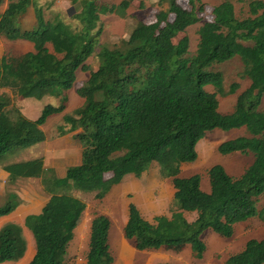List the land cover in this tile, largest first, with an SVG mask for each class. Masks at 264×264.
I'll return each mask as SVG.
<instances>
[{"label":"trees","instance_id":"trees-1","mask_svg":"<svg viewBox=\"0 0 264 264\" xmlns=\"http://www.w3.org/2000/svg\"><path fill=\"white\" fill-rule=\"evenodd\" d=\"M70 1L81 6L75 15L77 27L58 16L46 22L37 0H10L0 14V37L33 45L24 55L8 53L0 58V159L8 152L45 142L53 148L42 128L61 114L57 137L70 136L81 148L80 163L67 167L60 178L53 168H45L42 155L4 167L8 184L38 179L49 196L39 214L24 220L35 244V254L27 264H66L86 210L74 193L95 194L97 200H103L126 176L140 178L153 164L175 190L171 216H157L150 222L133 203L128 205L122 233L137 251L178 254L189 247L193 257L201 260L206 251L205 232L227 240L237 224L253 219L264 224V111H260L264 0L250 1L249 16L242 20L225 0L213 8L210 21H203L202 0H159L166 8L155 20L138 21L128 38L113 47L100 44L101 17L125 18L133 0L117 5ZM31 9L37 25L32 30L28 25L32 27L33 21L24 28ZM198 23H202L198 43L191 54L186 32ZM94 56L97 64L91 66L87 62ZM231 60L239 62L238 77L250 85L238 95L232 113L221 114L217 95L236 94L239 85L232 84L226 92L223 76L215 68ZM79 72L88 73L76 89L82 104L70 114L64 113L65 93L74 87ZM46 96L59 99L60 105H46L34 120L15 104L19 99L40 101ZM242 129L245 137L225 141L217 148L223 156L252 157L240 176L233 177L221 165H214L207 172L208 191L202 189L200 175L180 177L182 165L197 160L196 147L209 133ZM6 197L7 202L0 205V218L20 205L15 193ZM185 213L195 214V219L190 222ZM110 227L104 215L91 221L85 264L115 263ZM21 231L19 226L0 230V264L23 258L26 243ZM224 264H264V239L247 241Z\"/></svg>","mask_w":264,"mask_h":264},{"label":"rangeland","instance_id":"rangeland-1","mask_svg":"<svg viewBox=\"0 0 264 264\" xmlns=\"http://www.w3.org/2000/svg\"><path fill=\"white\" fill-rule=\"evenodd\" d=\"M10 0H0V14L6 9L7 3ZM122 0H97L98 5H117ZM225 0H202L205 4V14L203 21L212 20V10ZM234 6V12L237 19L242 20L249 16L248 4L252 0H229ZM37 4L44 9V19L46 21L53 20L56 16L65 24L77 27L78 23L75 19L81 11L79 3L73 4L70 0H37ZM185 7L190 8L186 3ZM166 6L161 7L159 0H133L129 9L126 11L125 18H119L115 15L101 17L102 31L99 37L101 45L113 47L124 39H127L129 33L138 21L153 22L155 15ZM31 13V10L28 12ZM32 19V18H31ZM27 19H25V29H36V22L33 21L32 27H26ZM202 23L187 29L186 35L190 40V53L195 52L198 43L197 30ZM21 27L22 25L19 24ZM22 28V27H21ZM182 35H180L181 37ZM33 45L27 41H7L0 37V56L11 53L14 55H24L32 51ZM91 66L97 64L96 57H91L87 62ZM223 76L224 90L227 92L230 86L234 83L239 85L236 94L226 97H219V112L221 114L232 113L236 99L239 94L249 88L248 81L239 79L238 74L241 72V65L237 60H231L223 63L215 68ZM88 78V73L79 72L77 81L74 87L66 94L68 101L64 113L70 114L74 109L82 104V99L77 95L76 89ZM210 92H215L213 88L207 89ZM59 106L60 100L53 97H43L42 100L24 99L17 100V106L20 111L29 119H37L46 105ZM260 111H264V97L260 106ZM62 124V114L50 118L45 129L47 138L52 140L53 148L46 144H39L36 151L33 148H20L12 152H8L0 159V169L6 165L22 162L25 160H33L38 156L44 157L45 168H53L60 178L64 175L67 167L74 166L80 163L81 148L78 141L67 136L58 138L56 128ZM244 129L223 133L214 131L209 133L201 140L197 147L198 158L194 163L184 164L181 167L180 177L187 178L198 174L202 178V189L209 190L208 170L214 165H221L225 171L233 176H240L245 169L251 164V156H242L241 154H233L223 156L218 153V146L225 141L234 140L245 137ZM50 143V142H49ZM61 147H60V144ZM56 144V146H55ZM45 146V147H44ZM42 150V151H37ZM44 150L46 152H44ZM1 172V171H0ZM5 195L0 202L3 205L7 202L6 195L10 192L15 193L18 199H24L26 203H34L30 213H38L39 209L44 206L49 196L44 193L40 181L21 180L18 184H8L5 181ZM174 188L169 179L162 178L159 172V167L153 164L147 173H144L140 178L134 176H126L119 185L113 186L103 200H97L95 194H79L74 193L85 204L86 210L81 218L80 224L75 230L74 239L71 242L66 264H85L86 254L90 238L91 221L99 215L106 216L111 223L109 233V245L112 255L115 259L114 264H224V262L234 254L240 252L247 241L251 239H264V224L257 219L249 220L245 223H240L235 226L234 234L231 239H223L213 232H205L202 236V241L206 245V251L201 260L193 257L189 247H186L180 253L169 251H137L132 244L123 237V227L127 221L128 205L133 203L141 215L148 221L152 222L157 216H171ZM21 197V198H20ZM21 201V200H20ZM185 217L192 222L195 219V214L185 213ZM7 228L17 225L6 224ZM22 237L26 243V252L22 259L18 261L6 262L4 264H27L35 254V244L31 233L23 226ZM18 227V226H17ZM1 230V229H0Z\"/></svg>","mask_w":264,"mask_h":264},{"label":"crops","instance_id":"crops-1","mask_svg":"<svg viewBox=\"0 0 264 264\" xmlns=\"http://www.w3.org/2000/svg\"><path fill=\"white\" fill-rule=\"evenodd\" d=\"M30 14V16H29V22H28V19H27V21L26 22H28V23H31L32 21H34V20H36L35 18V14H34V11H33V9H31V13H29ZM42 16H43V19H44V9H43V12H42ZM32 18V19H31ZM45 20V19H44ZM46 21V20H45ZM52 21V20H51ZM46 22H49V21H46ZM0 58H1V56H0ZM15 103V102H14ZM16 104V106H17V102L15 103ZM18 107V106H17ZM42 130L44 131V132H46L45 131V129L44 128H42ZM46 143V142H45ZM44 143V144H45ZM42 144V143H41ZM39 145V144H38ZM38 145H34V146H32V147H29V148H33V150H35L36 151V148H37V146ZM46 146H48V145H46ZM45 147V146H44ZM50 147V146H49ZM51 148V147H50ZM37 151H42V150H37ZM44 152H46L45 150H44ZM41 153H43V151L41 152ZM43 155H44V153H43ZM7 166V165H6ZM5 167V166H4ZM4 167H2L1 169H0V200L1 201H3L2 200V198H3V196L5 195V184H6V182L5 181H7V173L5 172V170H4ZM21 180H33V179H19L17 182H16V184H18ZM21 198V197H20ZM21 201H20V205L18 206V208L13 212V213H11V214H9V215H7V216H4V217H1L0 218V229H2L3 227H5L6 226V224H11V223H13L14 225H17V226H19V227H21L20 225L21 224H23V226H24V220H25V218L28 216V215H36V214H39L40 213V211H41V209H39V212L38 213H30L31 211H32V209H33V206L34 205H36L35 203H36V201H33L34 203H31V204H29V203H26V202H24L25 200L22 198V199H20ZM0 201V202H1ZM1 205V204H0ZM43 207V206H42Z\"/></svg>","mask_w":264,"mask_h":264}]
</instances>
